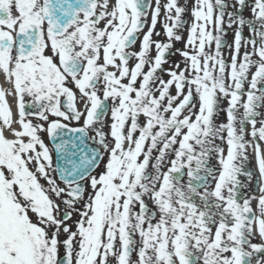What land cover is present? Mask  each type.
Segmentation results:
<instances>
[{"label": "snow or ice", "instance_id": "6c2138e0", "mask_svg": "<svg viewBox=\"0 0 264 264\" xmlns=\"http://www.w3.org/2000/svg\"><path fill=\"white\" fill-rule=\"evenodd\" d=\"M0 73V264H264V0H0Z\"/></svg>", "mask_w": 264, "mask_h": 264}, {"label": "flooded vegetation", "instance_id": "af4514ba", "mask_svg": "<svg viewBox=\"0 0 264 264\" xmlns=\"http://www.w3.org/2000/svg\"><path fill=\"white\" fill-rule=\"evenodd\" d=\"M113 2H114V0H113ZM165 2H166V0H161V3L162 4L165 3ZM179 2L181 4H184L185 3V0H179ZM188 2H189V6H191V0H189ZM152 4H153V7H154L155 6V0H152ZM150 16H151V10H149V21H150ZM185 18L189 21V23H191L192 17L190 15V13ZM163 20H164V11H163V8H162V10H161V16H160L159 22L157 23V26H156V31L159 32L160 35L159 36H154L153 37L154 39H158V40H162V41L165 40V36H164V32H163V27H162ZM101 26H103V24H101ZM145 31H146V29H145ZM234 31H235V26L233 27V29L228 30L227 36H226V39H227L228 43H232L233 42V39H234ZM183 34H184V37L186 39L187 38V35H188L187 30H185ZM139 47H140V42L137 41V44L135 45V47L132 50L133 51H138L139 50ZM183 47H184V43L183 42H180V43H176L175 44V48H183ZM175 48L173 49V51H175ZM224 51H225V54L227 56L228 49L225 48ZM241 51H242V49H241ZM152 54L155 55V49H153V53ZM174 62H179L180 65H181V68L184 67L183 58L181 56H179V55H172V56H170L168 58V63L164 65V68L165 69L171 68L173 66V63ZM134 63H135V58L130 61V66H133ZM145 70H147V68ZM159 74L162 75L164 77V79H168L169 78L166 75V73H159ZM0 86H3L5 88H9L10 87V85L5 80V76H4L3 73H0ZM171 91H172L173 94H175V87H173L171 89ZM100 94H101V97H102V92ZM77 97H78V99H77V107L82 110L83 109V102L79 100V93L78 92H77ZM8 99H9V101L11 103L12 111H13L14 116H15V114L17 112L15 98H13V97L10 96V97H8ZM26 99H28V98H26ZM61 102H62V105H63V103H64V98L63 97L61 98ZM108 103H109V107H110L111 106V101H109ZM224 106L225 107L227 106V101L224 102ZM29 110H31V105L30 104H29ZM224 117H225V115L223 113H221L220 116H219V119H218V123ZM49 119L50 120L56 119V117H53V116L50 115L49 116ZM141 121H143V117H141ZM33 122L34 123H44L43 121H39V120H35V119L33 120ZM63 122L64 123H69L70 127H80V126L83 125V117L81 118V121L80 122H76L74 120L71 121V122H69V121H63ZM110 124H111V116H110V112H109V115H108V117L105 118L104 124L102 126L103 127V130L106 133L110 131V128H109V125ZM97 126L100 127V125H97ZM14 127H19V125H14ZM45 127H47V124L46 123H45ZM88 134H89V136H94L95 135V130H90ZM6 135H10V133L6 132ZM40 135H41L42 139L44 140V142L50 148H53V146L51 144V141H50V135H49V133L42 132V133H40ZM137 135H138V133H137ZM107 139L109 141H111L112 140V137L109 135L107 137ZM89 141H90V143L94 147L99 148V145L95 141H93L92 139H89ZM52 155H53V165L55 166V164H56L55 151H53ZM154 155H156L155 152H154ZM172 158H174V157H172ZM104 159L106 160L107 159V156H105ZM169 159H170V157H169ZM101 166L103 167V164H101ZM150 168H151V166L149 167V171H151ZM100 170L101 169L99 168V169L96 170V172L97 171H100ZM54 175H56V177H57V182L63 187L64 184L59 180L57 174H54ZM40 182H41V184L45 185V187H47V182L43 178H41ZM253 242L255 243V240H253ZM61 253H63V249H62ZM133 260L135 261V253L133 254Z\"/></svg>", "mask_w": 264, "mask_h": 264}, {"label": "rangeland", "instance_id": "374dc122", "mask_svg": "<svg viewBox=\"0 0 264 264\" xmlns=\"http://www.w3.org/2000/svg\"><path fill=\"white\" fill-rule=\"evenodd\" d=\"M189 1V0H188ZM244 16L246 17V18H249L250 16H251V12H250V10L248 9V8H246L245 10H244ZM245 31L247 32V34H250L249 33V30H248V28L247 27H245ZM241 112L243 111V109H241L240 110ZM220 122H226V116L224 117V118H222L221 119V121ZM258 127H259V124L257 125ZM250 128V130H251V126H248V129ZM250 130H249V132H250ZM248 139H251V137L249 136L248 137ZM262 147H264V144H262ZM251 150V149H250ZM172 157L170 156V159H171ZM213 163H215V161H213ZM251 163V162H250ZM249 163V168L250 169H252V164H250ZM103 167L101 166L100 167V169H102ZM151 169V168H150ZM152 170V169H151ZM98 172V171H97ZM187 179V177H185V180ZM254 183H255V179H253V181H252V184L250 185V188H249V194L250 195H253V194H251L252 192H254V191H252L253 190V185H254ZM89 191H90V189H89ZM62 207H63V205H62ZM252 207H253V203H252ZM253 209H254V207H253ZM76 219H78V217H76V216H74L73 217V220H76ZM137 240H139V237L137 236ZM257 241H255V243H256ZM135 259H136V255H135Z\"/></svg>", "mask_w": 264, "mask_h": 264}, {"label": "water", "instance_id": "95a60500", "mask_svg": "<svg viewBox=\"0 0 264 264\" xmlns=\"http://www.w3.org/2000/svg\"><path fill=\"white\" fill-rule=\"evenodd\" d=\"M78 135H79L78 133L70 134V135H68V139H69L70 137H71V138H75V137L78 136ZM79 143H80L81 147H82L85 151L91 153V151H89V147L87 146L86 139L80 141ZM79 158H80L79 155H78L76 158H73V157L69 156V159H77V160H78ZM63 163H64V162L61 161V164H62V165H63ZM68 167H71V165H69Z\"/></svg>", "mask_w": 264, "mask_h": 264}, {"label": "bare ground", "instance_id": "6f19581e", "mask_svg": "<svg viewBox=\"0 0 264 264\" xmlns=\"http://www.w3.org/2000/svg\"><path fill=\"white\" fill-rule=\"evenodd\" d=\"M253 158L256 160V158H255V155L253 154ZM260 195V193L259 192H257L256 194H255V196H259ZM254 203H255V205L257 206V201L256 200H254L253 201Z\"/></svg>", "mask_w": 264, "mask_h": 264}]
</instances>
